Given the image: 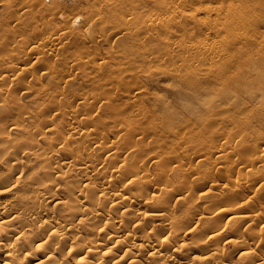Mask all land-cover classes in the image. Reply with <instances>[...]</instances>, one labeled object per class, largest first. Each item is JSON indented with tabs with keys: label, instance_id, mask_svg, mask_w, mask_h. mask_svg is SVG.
<instances>
[{
	"label": "rangeland",
	"instance_id": "rangeland-1",
	"mask_svg": "<svg viewBox=\"0 0 264 264\" xmlns=\"http://www.w3.org/2000/svg\"><path fill=\"white\" fill-rule=\"evenodd\" d=\"M172 1L0 0V71L2 64L11 61L25 63L23 65L21 62L22 67L19 65L20 67L17 66L10 73L13 76H10L12 80L14 79L13 81L6 82L8 84L5 83L4 86L2 84L0 87L5 89L12 87L8 90L13 92L12 94H15L17 99L21 101H19L20 104L25 107L26 111L28 110L27 113L23 114L21 123L24 122L22 125H25V127L30 126V129H35V125L38 126H36L37 128L44 129L45 120L55 114L50 109L56 107L59 102L60 104L57 106L59 108L56 110L59 114L57 121H64V117L69 115V117H66L68 119L64 121L67 122L76 107L79 112L82 109L80 114L87 113L88 109L92 110V108H89V101L93 97L102 98L109 96V94H111V98L119 96L116 100V111H118L116 116L117 120L119 119L118 122L121 121L119 124H122L121 127H127V123L131 122L129 120H137L136 122H138L139 119L138 123L140 125L144 123V129H142L145 130L147 125L146 129L148 128L147 131H150L142 141L141 137L139 141V135H136L134 138L136 142H134L135 140L132 141L134 144L126 139L125 143L124 141L121 142L125 138L122 136L125 131L119 133L117 128L120 129L121 127L117 120L113 119L116 121L113 122L112 117L108 118V116H112L113 108L101 107L103 100L98 103L94 99L90 101L93 107L92 112L90 110L88 111L90 115L81 116L103 118L102 122L100 120V123L98 122V125H103V128L99 125L100 132L101 130L102 132L104 130L105 133L110 130L108 131L110 134L118 132L117 134L120 137L117 136L114 139L117 134L110 136L109 140L113 142V144L112 142L110 144L108 140L110 146L117 147L116 145L120 144L122 147L123 145L126 149H124L125 151H122L123 148L119 150L121 152L119 156H123L122 158L119 157V160L126 162L130 159L129 162L133 161V164L136 160L137 164L135 165L142 170L138 174V179L141 181L139 184H143V182H145L144 184L148 182L151 184L150 186L145 185L147 187L144 190L142 189L144 184H141L142 186L139 187H142V190L140 192L136 191L143 201L132 204L130 208L128 207L130 210L132 209L129 215L133 214V217L138 212H144L150 216L140 224L134 222L135 218L132 216L125 218L123 228L131 237H127L126 240L129 243L132 242V238L139 235L140 230V232H143L142 234H147L148 230L142 228L145 227L144 224L149 227L150 225L153 226L155 229L153 227L149 228L152 232L151 235L160 239L163 236L160 234L163 231L160 220L166 215L172 221L175 219L174 224L177 223L176 220H180L178 222L180 225L183 221L182 227L180 225L178 228L176 227V230L179 229V231L175 234L173 241L170 242L171 247L168 250L173 255L170 264H177L180 261L191 260V258L193 260L192 264L197 263L199 262L197 257L202 255L204 250L213 246L217 249L215 260L221 263L254 264L253 262H263L264 264V151L261 153L259 148L254 150L258 146L256 144L264 139V116L258 118L259 113L256 108H249L248 111L243 112V100H246L249 92L243 90L242 81L237 84L232 83V86L231 83H227L225 80L216 79L217 76L211 74V72L207 73V70L196 69L193 76L198 85L194 87L185 84L190 74L173 70L175 65H179V67L183 65V57H188L190 61H196L197 47L205 43H215L217 47H222L220 43L225 26L219 24L218 20L229 19L227 8L229 5H235L238 0H188L187 3L176 0L178 7L183 4L184 14L179 18V22L174 21L171 23L169 32L164 31L160 26L152 27L148 25L147 19L152 15L160 17L172 15L173 5L176 4ZM20 4L21 7H19ZM220 4L223 6L216 20L218 29H215V26L212 25L208 30L207 27L215 16L212 13L208 17L203 9L207 6L216 7ZM190 13H195L194 18L185 16ZM180 24H183V29L179 27ZM244 31L246 29L243 28ZM49 32L51 34L64 33L65 35H60L58 40H50L46 45L41 44L43 39L51 35L48 34ZM44 36L46 37L44 38ZM40 45H43L41 47L44 50L42 54H37V51L32 54L31 51ZM52 47L53 50H50ZM187 47L195 48V50L186 54L184 49H187ZM17 55L20 56L17 57ZM79 58L82 61H88V64L83 66ZM69 66L73 68L68 72L67 68ZM27 71L30 73H25ZM242 74L243 71L238 74L232 73L231 77L239 78ZM16 76L20 78L16 79ZM30 79L33 82L28 81ZM22 81L23 84L28 83V85L25 84L26 87L20 85ZM11 84L13 85L11 86ZM30 84L33 88L29 86ZM13 86L18 88L15 89ZM24 87L30 88H27V90ZM77 97L81 100L88 97L86 101L87 110L84 109L85 107L80 108L81 101L80 99L76 100ZM93 103L95 104L93 105ZM250 106H253V104ZM250 111H254L255 114L248 116V121L243 123ZM29 112L30 114L32 112V116ZM62 113H65V116ZM99 113L101 115H98ZM81 116L79 115L78 118H82ZM143 117L145 121L142 119ZM150 122L153 123L151 125L154 128L148 125ZM125 123L126 125H124ZM104 125L108 129H106L107 131H105ZM211 130H213V133H211ZM120 131H123L122 128ZM214 132H217V136L212 139L209 135L214 134ZM18 133L20 132H13V135L15 136ZM203 133L208 136L206 134H204L206 137L203 136ZM38 137L40 138L41 135H38ZM225 137L232 140L233 147L227 150L229 155H226V151H224L226 154L223 152L227 157L221 160L218 167L217 164L212 162L216 154L213 155L210 150L214 144L219 145L220 142H223ZM43 140H40L44 145L42 147H47L48 144ZM119 141L120 143H118ZM78 142H83V145L86 146L82 137L78 139ZM109 144L105 148L108 149ZM129 144L136 146L132 147ZM124 145L128 146L125 147ZM137 146H142L140 150L141 148L148 150H144L146 155H148L147 152H149V155L150 153L157 154L156 162H143L142 158L145 154L143 151L139 153ZM121 147L119 148L118 145L119 149ZM130 150L133 153L138 152V157H134L136 159H133L134 155L130 154ZM40 151V148L36 149V152ZM106 152V150L101 151V155L103 154L101 157L107 156ZM93 153L100 154L99 151H93ZM176 153L179 154L175 158L172 155ZM259 153L263 155V158L259 162L253 161L255 156H252ZM179 155L183 157L181 158ZM145 157L143 159L147 158ZM168 159L170 161L174 159L172 164L179 166L181 169L183 168L186 173L189 172L187 169H191L190 172H193L190 175L184 174L187 180L184 181L183 186L186 188L178 194L179 198H176L175 195L166 194V196L165 188L171 191L177 190V187L171 189V185H178L183 177L175 170L166 171L162 174L159 165V168L155 166L157 160L165 163ZM198 159H201L204 164L200 165ZM21 160L22 162L15 166L16 171L14 173L21 176L13 190L15 196L5 197V195H2L0 201L11 199L14 210L25 212L41 205L38 191L42 188V184L30 181L33 172L40 165L30 158H21ZM142 163H145L144 166L146 167H142ZM172 164L170 166H173ZM50 167L51 181H48V183H52V192L58 193L63 199L60 202L46 200L44 203L47 205L50 215L56 221L64 222L66 220L70 224V216L67 215L66 209L71 200L65 198L64 180L59 175H55L56 169L54 166ZM60 167L61 165L58 166V169ZM106 167V164L101 167L102 174H107L104 172ZM194 168H199V171ZM61 170L68 173L67 179H78L83 174L81 171L69 170L66 166ZM145 170L147 171L145 172ZM204 170L206 173L209 171L211 177L208 173H204ZM200 173L201 175L204 173L203 177ZM212 175L217 176L218 179L215 185L210 186L211 180L209 179L212 178ZM146 178L148 180H145ZM194 178L197 179L194 180ZM7 179V168L2 166L0 162V182ZM146 181L148 182L146 183ZM91 182L96 185L99 179H92ZM238 184L241 186H238ZM136 186L132 185L130 187L131 191H134L136 188L132 189ZM187 187H191L192 190L187 191ZM201 193L204 194L199 198ZM90 199L91 197L88 195V200ZM190 206L193 208H190ZM223 207L234 213L226 216L221 215L218 211ZM104 208L110 210L112 205L105 203ZM159 214H163V216ZM187 216L189 220L186 219ZM244 216H246V219H244ZM250 217L252 219L248 220L247 218ZM102 222L98 223L97 221L92 225L98 228L103 225ZM13 223L22 226L25 230V233L17 239L19 242L24 241L28 234H32L33 228L37 224H33L34 222L23 217L15 219ZM73 223L76 225V233L81 237L77 241L79 246L83 245L85 239H96L89 231V225L78 224L77 221ZM212 227H214L212 230L215 231L212 235L217 236L214 240L208 238L207 233ZM3 228L1 227L0 235L2 238L8 237L4 234ZM111 231V229H107V232ZM151 232L148 231V233ZM157 233L161 236L160 238ZM97 242L101 244L98 245L97 252L92 255L93 257L89 259L93 261L97 259L100 264H116L112 259L117 255H119V258L127 255L122 264H126L132 256H135L134 258L138 260L144 259L152 263L161 261L159 258L150 257L146 253L147 251H144L145 246L137 247L138 251L131 250L128 255L129 252L123 249L125 244L116 245L113 240H106L105 233L97 237ZM186 243L192 245V250L185 248L183 244ZM56 244L57 242H55ZM56 246L59 249L63 248L59 245ZM101 251L104 252L103 257ZM109 253L113 256L109 257ZM60 257L59 254L55 255V258ZM68 259L71 260L70 263H74L75 258L73 256H69Z\"/></svg>",
	"mask_w": 264,
	"mask_h": 264
},
{
	"label": "bare ground",
	"instance_id": "bare-ground-1",
	"mask_svg": "<svg viewBox=\"0 0 264 264\" xmlns=\"http://www.w3.org/2000/svg\"><path fill=\"white\" fill-rule=\"evenodd\" d=\"M172 2L176 3V0H173ZM179 2L187 3L188 0H179ZM222 6H223L222 4L216 7L207 6L203 9V11L207 13L208 17H210L212 13L215 16L214 18L211 19L212 22L208 25L207 27L208 30H210L212 25L215 26V29H218V24L216 20L220 14V10ZM19 7H21V4L19 5ZM182 8H183V4L178 7L176 3L175 5H173L172 15L171 14H170L171 16L169 15L170 18L169 16L160 17L157 15L156 16L152 15L147 19L148 25L152 27L160 26L164 31L169 32L171 23L174 21L179 22V18L181 17V15L184 14ZM185 16L194 18L195 13H190ZM227 16L229 17V19L224 18L222 20H218L219 24L225 26V28L223 29L224 34L221 37V43L219 42L222 47H217V44L215 43H212V44L205 43L197 47L198 53H197L196 61H190L188 57H183L182 59L183 65L181 67H179V65H175L173 70L175 72H179L183 74H190L185 84L194 86V87H197L198 85L195 82V78L193 76L195 74L196 69L197 70H207V73L211 72V74L216 75L217 76L215 77L216 79L225 80L227 83L237 84L238 82L242 81L243 90L245 89L249 92V95L247 96L246 100H243V112L248 111L249 108H256V110L259 113V116H258L259 118L261 116H264V0H238L235 3V5L228 6ZM179 27L181 29L184 28L183 24H180ZM243 28L246 29V31L243 32ZM50 32L52 33V31ZM50 32L48 34H51ZM60 35L63 36L65 34L56 32L48 36L46 35L47 37L44 36V38L46 37L45 39L43 38H42L43 40L41 39L43 41V43L41 44L46 45V43L49 42L50 40L52 41L56 39L58 40ZM41 47H43V45L37 46L35 49H33V51H31L32 54L34 51H37L38 52V53L36 52L37 54L39 53L42 54L44 50ZM51 49L53 50V47L50 48V50ZM194 50L195 48H189V47H187V49H184L186 54H189ZM19 56L17 55V57ZM79 60L81 59L79 58ZM21 62L22 61H19V63L15 61L14 62L11 61L10 63L1 65L0 86L2 84H3L2 86H4L6 82H10L14 80L10 78L11 76L10 73L13 72L17 66L19 65L21 66ZM81 62L83 66H86L88 64V61L81 60ZM191 62L194 64H192ZM22 63L23 65L25 64L24 62ZM72 68H73L72 66H69L67 68L68 72L71 71ZM24 70L26 71V69ZM241 71H243V74L239 76V78L231 77L232 73L238 74ZM28 72L29 71L25 73H28ZM24 74H23V77H24ZM18 75L22 77V75L20 74ZM17 76H16V79L18 78ZM28 81L33 82L32 79ZM35 82L36 81L34 79V84ZM23 83L24 82L22 81V84L20 85H24V86L25 84L28 85V83H25V84ZM13 84H11V86ZM14 86L13 88H15ZM29 86H31V84ZM27 88H30V87H27ZM31 88L33 87L31 86ZM8 89L0 87V162L2 163V166L7 168V176H8V179L6 181L0 182V197L2 195H5V197L15 196L13 190L16 186V182L19 181L21 176L16 175L14 172L16 171L15 166L22 162L21 158H30L31 160L33 159L35 160L34 162L36 164L40 165V167L36 171L33 172L32 176L30 177V181L33 183H41L42 188H40L38 191V198L40 199L41 205H39L37 208H34V209H28L25 212H19L17 210H14L12 208L11 199L8 201H0V230H1V227H4L3 228L4 234L8 236L5 238H2V236L0 235V264H100V262L97 259L93 261L89 258H92L93 257L92 255L97 252V247L98 245L101 244L97 242V237L103 233H105L106 240H109V241L113 240L114 244L116 245L125 244L123 249L129 252L128 255L130 254L131 250L138 251L137 247L145 246L144 251H147L146 253L150 257H156L161 260L160 262L152 263L144 259L138 260L134 258L135 256H132V258L128 259L126 264H170L169 262L173 259V255H171V252L168 249L169 247H171L170 242L173 241L175 234H177V232L179 231V229L176 230V227L177 228L179 227L180 223L178 222L180 220H176L177 221L176 223L177 225H176L173 222L175 221V219L172 221V219L169 216H166V215L163 216V214H159L160 216H163V219L160 220V223H161L160 226H163L161 227L163 228V231L160 234H162L163 236L162 237L159 236L158 234L159 231L157 233L159 238L161 237L160 239H158L157 235H156L157 238L151 235L152 232L150 231L151 229L149 230V228L150 227L152 228L153 226L150 225L149 227L148 225L144 224L145 227H142V228L144 230L146 228V230H148L151 233H148L147 231L146 232L147 234H142L143 232H140L141 231L140 230L139 235H135L134 238H132L133 240L132 242L129 243L126 240L127 237H130V234L126 232L125 228H123L125 224L124 223L125 218H128L129 216L133 215V214L129 215L131 214V210H132V209L130 210L129 208L131 207L132 204H138L143 201L141 200L142 198L141 199L139 198V195L137 193L140 192L142 189L144 190L147 187V186L145 187V185L150 186L151 184L148 181H146V183L148 182L149 184L148 183L144 184L145 182L142 181L144 185L142 183L141 184L144 187L143 188L139 187L142 185L139 184V182L141 181H139L138 179V174L142 170L139 168V166L135 165L137 164L136 160L134 161V164L132 163L133 161L131 163L129 162L130 159L129 161H126V162H122L121 160H119V157L121 158L123 157V156H119V153H121L119 150H122L123 148L122 151H125L124 149H126L123 147L122 145L123 143L121 144L122 147L120 146V144H118L119 148L121 147V149L118 148V145H116L117 147H114V145H112V147L110 146L112 142L109 140L110 136L116 135L118 132H114V133L112 132V134H110V132L108 133V131L110 130H108L106 126L104 125L105 131L107 130L108 131L107 133H105L104 130L103 132L101 130L102 132L101 133L99 131L100 129L98 128H100V126H102L103 128V125L99 124L100 125L99 126L98 122L99 123L100 121L102 122L103 118L102 119L99 117L92 118V116L91 118H89V117L81 116V115H90L88 114V111H90L91 109H88V111H86L87 113H85L83 110L84 113L80 114L82 112V109H80L81 111L79 112L76 107L74 112L71 113V118H69L67 122H64V121L68 119V118L66 119V117L67 116L69 117V115H66V117H64L65 119L64 121L62 120L57 121L59 114L57 113L56 110H58L57 108L59 107L57 106L60 104V102L58 103V105H56V107L55 106L52 108L50 107L51 108L50 111H54L55 114H52V115L50 114L51 117L45 120V122L43 121L45 123L44 129L37 128L38 127L37 125H35V129H32V128L30 129L29 128L30 126L25 127V125H22L24 122L21 123L23 119V114L27 113L28 110L27 111L25 110V107L20 104L21 101L18 100L16 95L12 94L13 92H10V90ZM20 89L23 90V88H20ZM117 98L115 97L111 98V94H109V96H105L102 98L93 97V99L97 103L103 100L101 103V107L109 108V109L113 108L112 109L113 111L111 112L112 116L110 117L108 116V118L112 117V120L113 119L117 120V116H116L118 115V111H116ZM78 99H80L81 101V103L79 104L80 108L85 107L84 109L87 110L88 107L86 106L87 105L86 101L88 100V97L87 99L84 97L82 98V100L81 98L77 97L76 100ZM93 99H90V101H92ZM90 101H89L90 106L89 105L88 106L89 108H92L93 110L92 102L90 103ZM95 103H93V105ZM251 104H253V106H250ZM61 109H60V112H61ZM54 112H51V113H54ZM64 114L65 113H62L63 116H65ZM254 114H255L254 111L248 112L247 116L243 120V123H246L248 121V116H251ZM30 115L32 116V112ZM79 115L82 118L79 119L78 118ZM98 115H101V114L99 113ZM142 119L144 120L145 118L143 117ZM118 120H117V123L119 124L121 121L118 122ZM143 120L142 122L145 121ZM114 121L115 120H113V122ZM129 121H128L129 123H127V127L126 126L121 127L122 124H119L123 131H120L121 128L120 129L117 128L119 130V133L125 131V134L122 135L123 138L124 137L125 138L123 139L121 137V139H123L121 142L124 141L125 143V139H126L128 140V142L131 143L132 141L135 140L134 138L136 135H139L138 139L140 141V137H141V141H142L145 138V136L148 134V132H150V131H147L148 128L146 129L147 125L145 126V130H143L144 123L140 122L143 124V125H140L138 123L139 119H138V122H136L137 120L136 121L129 120ZM103 123L105 122L103 121ZM151 123L152 122H150V124L148 125H151ZM124 125H126V123ZM113 128L116 129L114 126ZM152 129H151V132L153 131ZM13 132H20V133L14 136ZM187 132H188V129H187ZM217 132H214V134H211L212 136L209 135L210 138L214 139L217 136ZM126 133H127V136H126ZM211 133H213V130H211ZM204 134L206 133H203V136H205ZM38 135H41V137L39 138ZM117 136L118 134L115 136L114 139H116ZM80 137H82L85 140L86 146L83 145V142H78V139ZM40 140H43V142L46 141V143L48 144L47 147H42L44 145L40 142ZM108 140L110 141V144ZM263 140L264 139L260 140V142L256 144L258 146H256L254 150H257L259 148L261 153H263L264 151V141ZM134 142H136V140ZM105 143L106 145L109 144L108 149L105 148L106 147ZM118 143H120V141ZM132 144L134 143L132 142ZM232 144H233L232 140L228 137L227 138L225 137L223 142H220L219 145L214 144L213 147H211L212 149L209 148L211 149L210 151L212 152L213 155L216 154L213 157L212 162L214 164H217L218 167L220 165L221 160L227 157L225 156L226 153L224 151L227 152L226 155H229L227 150L233 147ZM129 145L132 147L136 146V145L133 146L131 144ZM124 146L127 147L128 145H124ZM140 147L142 146L138 147L139 148L138 152L140 153V151H143V153L147 157L146 158L144 156L146 159H143L144 157L140 155L141 157H143L142 158L143 162L145 161L154 162L156 160V158L158 157L157 154L150 153L149 155V152H147V154L149 155L148 156L144 152L145 149L143 150V148H141L140 150ZM177 147H179V145H177ZM37 148H40L41 151L36 152ZM104 148L107 151L106 152L107 156L101 157L103 154L101 155L100 152L101 151L104 152L105 151ZM93 151H99L100 154L96 155L93 153ZM145 151H148V150H145ZM76 152H78V154H76ZM138 152L136 151L135 153H133L131 151V153L130 152L129 153L134 155L133 159H136L139 155ZM223 152L225 154H223ZM143 153L141 152V154ZM261 153L257 155L254 154L252 156V157L255 156L253 161L259 162L263 158V155ZM177 154L179 153H176L175 155H172V156L175 157ZM182 157L183 156H181V158ZM127 158H131V157H127ZM137 160L139 161V159ZM198 161L200 165L204 164L202 163L201 159L200 160L198 159ZM172 162H174V159L171 161L168 159V161H166L165 163L164 162L162 163L161 161L157 160V163H156L157 165L155 164V166L158 167L159 165L162 174H164L166 171L175 170L180 176L183 177V180L179 182L178 185H174V184L171 185V189L174 187H177L178 188L177 190L174 189L175 191H171L165 188L166 190L165 195L166 194L175 195L176 198H179L178 194H180L181 191L184 188H186L183 186L184 181L187 180V177L184 174L190 175V173H193V172H190L191 169H187L189 172L186 173V170H183V168L182 169L179 168V166L177 165L174 166L175 164H172ZM105 164L107 165V167L104 172L107 174H102L100 169ZM144 164L141 166L146 167L144 166ZM171 164L173 166H170ZM59 165H61L60 169H58ZM50 166H54V168L56 169V171L54 172L55 175H59L64 180V183H65L64 190L66 193L65 198L71 200L70 205L66 209L67 215L70 216V224L67 223L66 220H64V222L56 221L52 217V215H50V212L48 208L46 207L47 205L44 203V201L46 200L48 201L52 200V202H56V201L60 202L63 199L58 193L52 192V188H53L52 183H48V181H51V178H50L51 167ZM65 166L69 170L81 171L83 172V174L78 179H67L66 176L68 175V173H64L61 170V168ZM194 169H197L199 171V168H194ZM146 171L147 170H145V172ZM204 173H206L205 170H204ZM207 173L211 177V174H209L210 172L208 171ZM203 174L201 175V177H203ZM191 175H194V174H191ZM215 175H212V178L209 179L211 180L210 186L215 185L217 183L218 177ZM195 176L197 177L196 174ZM214 176L217 178L215 179ZM92 179H99V182L96 183L95 185L91 182ZM196 179L197 178H194V180ZM145 180H148V179L146 178ZM132 185L133 186L137 185L136 187H133L132 190L136 188L134 191H131L130 187ZM152 185H153V182H152ZM238 186H241V185L238 184ZM191 187L193 188V186ZM191 187H187V191H191L192 190L190 189ZM203 194L204 193L199 194V198H201ZM88 195L91 197L90 200H88ZM105 203L107 205L111 204L112 208L110 210H106L104 208ZM190 208H193V207L190 206ZM218 212L223 216L234 213V212H230L229 209L224 208V207L223 209H220ZM134 216L135 217L132 216L133 218H135V220L133 221L136 222L137 224H140V222L142 221L145 222L148 216L150 215H147L144 212H138ZM19 217L27 218L31 220L32 222H34L33 224L37 223L33 228V233L28 234L24 238V241L22 242H19L17 239L19 238V236L25 233V230H23L22 226L16 225L15 223H13V221ZM186 219L189 220V217ZM244 219H246V216H244ZM247 219L250 220L252 219V217L247 218ZM74 221H77L78 224L82 223L85 226L89 225L90 226L89 231L91 232L93 236L96 237V239H85L84 242L82 243L83 245L79 246L77 241L81 237L76 233V229H75L76 225L73 223ZM97 221L98 223L103 221L102 222L103 225L99 226L100 225L99 224L98 225L99 227L95 228L92 224ZM182 222L183 221H181V225H182ZM108 228L111 229L112 231L107 232ZM213 228L214 227L209 229L207 233H208V238H212L214 240L217 238V236L215 234L212 235V233L215 232L214 230H212ZM55 242H57L56 245H59V247H63V248L59 249L55 245ZM183 245L185 246L187 250H192L193 248L190 243H186ZM216 252H217V249L215 246H213L210 249L207 248L206 250L203 251L202 255L197 257L199 262L194 263V264H227V263H221L220 261L215 260ZM56 254H59L61 257L55 258ZM110 254L111 253L108 254L109 257L113 256ZM103 255H104V252H102V257ZM69 256H73L75 258L74 263H70L71 260L68 259ZM126 257L127 255L119 258V255H117L112 260L113 262H116V264H122L124 262V258ZM192 263H193V260L191 258V260L180 261L177 264H192ZM236 263L237 262H234L232 264H236ZM253 263L263 264V262H260V263L253 262Z\"/></svg>",
	"mask_w": 264,
	"mask_h": 264
}]
</instances>
